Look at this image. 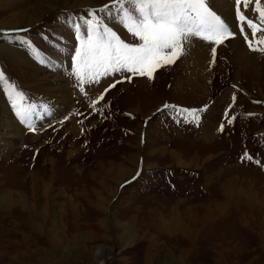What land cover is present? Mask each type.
I'll return each mask as SVG.
<instances>
[{
	"label": "rangeland",
	"instance_id": "obj_1",
	"mask_svg": "<svg viewBox=\"0 0 264 264\" xmlns=\"http://www.w3.org/2000/svg\"><path fill=\"white\" fill-rule=\"evenodd\" d=\"M12 1L0 0V38L19 36L24 55L59 80L69 101L63 117L19 138L5 142L0 129V194L24 202L0 209V264H264V52L244 40L234 0H208L234 31L222 45L193 38L151 79L85 70L83 82L73 74V25L113 0L48 11L18 29L6 27L13 4L37 0ZM241 9L260 24L255 0ZM98 16L138 42L115 10ZM25 40L50 63H39ZM0 64V97L16 115L32 110L34 93ZM120 164L132 173L117 186L112 167Z\"/></svg>",
	"mask_w": 264,
	"mask_h": 264
},
{
	"label": "snow or ice",
	"instance_id": "obj_2",
	"mask_svg": "<svg viewBox=\"0 0 264 264\" xmlns=\"http://www.w3.org/2000/svg\"><path fill=\"white\" fill-rule=\"evenodd\" d=\"M249 2L234 0L239 31L250 50L264 52V47H260L264 45V27L260 26L264 25V8L260 7V0H255L254 16L258 13V24L255 19L243 14L241 6L247 11ZM113 10L119 17L117 23L135 37L137 43L125 42L115 30L103 23V17L98 16V13L108 14ZM89 16L91 18L86 19L83 25H73L78 46L72 51V68L73 74L81 82L85 70L93 75H108L111 70L112 73L126 72L151 79L158 67L172 65L181 58L193 38L216 45L234 38V31L209 7L208 0H113V3L101 9L90 11ZM245 28L251 31V40ZM257 33L261 34L257 36ZM253 42L258 47L254 48ZM23 43L31 49L39 63H50L47 57L39 56L38 50L29 41ZM211 51L214 63L216 48L213 47ZM3 81H6V77L0 71V82ZM13 107L16 108L15 102ZM168 107L164 105L165 109ZM16 111L23 121V113L18 108ZM184 111L194 114L197 110ZM196 120L198 122V117ZM223 127L221 124L220 131H223Z\"/></svg>",
	"mask_w": 264,
	"mask_h": 264
},
{
	"label": "bare ground",
	"instance_id": "obj_3",
	"mask_svg": "<svg viewBox=\"0 0 264 264\" xmlns=\"http://www.w3.org/2000/svg\"><path fill=\"white\" fill-rule=\"evenodd\" d=\"M97 1L99 0H37L32 4L28 2L30 3V5L26 3V5L28 6L21 9H19L20 7L18 6V4H13L12 11L10 12V15L12 16H10V19L6 23V27L18 29L19 27L32 25L35 22L39 21L41 19V16L45 12L72 7L93 6L96 5ZM223 14L224 16H226L227 12H224ZM227 17H229L228 14ZM227 21L228 23H230L229 20ZM19 43L21 44L19 36L5 35V37L0 38V60L2 61L5 68L12 71V73L17 77L18 80H20V82L27 85V90H31L32 92H30L34 93L29 97L30 101H32L31 103H33L32 107L34 108L30 111H26L25 109L20 108V111L25 117V119L22 121L21 118L18 117L8 107L7 103L0 97V129L5 130L3 132V134L6 136L5 142H7L8 138H19L21 136V131L23 130V128L29 127V125H31V128L34 129L40 128L41 126L50 122L54 116H56L57 118L63 117L65 112L68 110L67 104L69 101V96L66 93L65 88L60 83H58L59 80H55L54 78V81H52L49 76L46 75L43 69L34 65V63L24 55V51L19 48L21 47L19 46ZM235 44L238 46L240 42L236 41ZM240 49L241 48H239V50ZM241 60L245 61V63L247 62L246 58L244 57H241ZM252 62L255 63L254 61ZM247 65H251L250 70L256 72V78L263 79L262 75L258 73L261 68H258L257 65H252V63H248ZM0 67L3 69L2 64H0ZM26 107L27 105L25 106V108ZM135 111L137 113H140L139 108H135ZM37 115H40L39 118H35ZM209 125L210 126L208 127V131L211 132L214 126L211 124ZM202 133L204 134V136L208 135L207 130H203ZM13 141L15 140L13 139ZM160 151L162 152L164 150L161 149ZM168 153H170L171 157L178 158L179 163L181 162L180 155L178 154L179 152L177 150L171 149ZM131 158L135 163L137 162L136 155H132ZM186 167L189 168V166ZM112 170H114L112 172V178L115 179L116 183H118L117 186L124 182V180H126L132 173V168L128 167V165L125 164H120L118 166L112 167ZM13 203H21L24 205V202L22 203V200L14 201L11 195L7 193L0 194V209L11 206ZM120 242L121 243L119 244L122 245L129 243L128 241L125 242L124 238H121ZM101 249L102 248H98L97 251H100Z\"/></svg>",
	"mask_w": 264,
	"mask_h": 264
}]
</instances>
